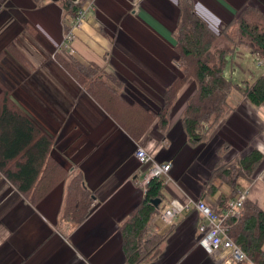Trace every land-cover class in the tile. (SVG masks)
Here are the masks:
<instances>
[{"label": "crops", "instance_id": "0c3cea01", "mask_svg": "<svg viewBox=\"0 0 264 264\" xmlns=\"http://www.w3.org/2000/svg\"><path fill=\"white\" fill-rule=\"evenodd\" d=\"M93 1L87 20L73 32L71 49H65L62 42L72 16L57 0L40 6L33 0H0V53L5 54L0 92L8 89L11 101L55 140L54 158L70 173L83 172L94 197L80 225L61 224L65 185L34 206L0 172V264H126L121 226L144 197L132 181L142 180L135 157L140 145L159 162L173 164L165 177L161 210L174 200L205 197L220 215L223 204L238 193L220 179L210 181L220 149L227 145L221 156L226 162L250 149L264 154V103L255 106L239 95L232 99L238 108L228 112L208 141L198 147L190 144L181 118L197 90L193 79L178 94L167 133L155 121L140 141L129 136L65 67L75 61L95 64L123 82V96L131 103L156 111L164 104L166 89L181 75L175 51L180 0ZM188 1L217 32L248 6L264 13V0ZM234 55L241 73L233 71L232 81L240 77L250 84L248 79L264 76V70L253 72L245 65L247 56L261 62L250 48L243 46ZM258 66L264 69V62ZM240 188L250 189L248 198L264 207V180L259 176L241 182ZM201 221L196 210L180 215L160 256L148 264H229L228 251L208 253L200 245ZM155 223L162 225L158 216Z\"/></svg>", "mask_w": 264, "mask_h": 264}, {"label": "trees", "instance_id": "16d2710c", "mask_svg": "<svg viewBox=\"0 0 264 264\" xmlns=\"http://www.w3.org/2000/svg\"><path fill=\"white\" fill-rule=\"evenodd\" d=\"M37 6L46 0H33ZM67 15L77 17L87 0H57ZM181 17L176 28L175 51L181 75L166 89L164 104L156 111L131 103L123 96L119 78L95 64L66 65L75 82L96 101L134 140L140 141L157 121L165 134L170 125V111L188 80L196 82V93L188 101L181 121L188 141L198 147L208 141L230 110L238 108L232 97L239 95L255 106L264 103V76L252 83H234L226 77L230 55L246 46L252 54L264 58V13L248 6L220 32L215 31L194 10L188 0H180ZM220 40L226 45L219 46ZM9 51L15 53L10 46ZM0 53V61L4 57ZM55 140L50 138L10 99L5 87L0 92V172L28 200L37 206L53 190L65 185L64 202L59 214L61 224L80 225L92 210L94 197L85 183L83 172H68L53 156ZM227 145L219 151L220 159L210 181L220 179L235 193L241 182L249 183L264 166V154L250 149L232 161H224ZM164 179H153L146 193L121 226L122 250L126 264H148L158 259L172 226L164 233L155 231L161 211L153 201L164 199ZM224 217L227 202L223 204ZM227 235L246 253L248 261L231 264H264V207L247 198L238 217L224 218Z\"/></svg>", "mask_w": 264, "mask_h": 264}, {"label": "built area", "instance_id": "2783aa9c", "mask_svg": "<svg viewBox=\"0 0 264 264\" xmlns=\"http://www.w3.org/2000/svg\"><path fill=\"white\" fill-rule=\"evenodd\" d=\"M81 0H74L75 4L80 3ZM94 1H87L83 8L79 11L77 17H72L69 22V28L65 31L62 46L65 49H71V43L74 39V30L82 27L87 20L88 12L93 7ZM73 52V50L71 51ZM259 61V60H258ZM262 65L261 62H259ZM135 157L141 166L140 176L142 180H134L137 188L142 190L145 195L147 186L153 179H164L169 177L173 164L172 162H159L156 160L153 153L149 152L145 147L138 146L135 152ZM136 178V177H135ZM264 179V176L261 177ZM166 179L165 181H167ZM250 189L243 188L236 193V196L227 201V209L224 217L218 212V208L211 204L205 197L197 200L190 199L185 203L174 200L170 206L159 213V219L162 225H157L155 231L157 233H164L169 228L174 226L175 220L183 214L196 210L202 216V221L198 227L201 238L199 240L208 253L217 250H226L229 252L231 264L232 262H246L248 257L240 246L233 241L226 233L223 226L224 218L228 216L238 217L244 201L248 198Z\"/></svg>", "mask_w": 264, "mask_h": 264}, {"label": "rangeland", "instance_id": "374dc122", "mask_svg": "<svg viewBox=\"0 0 264 264\" xmlns=\"http://www.w3.org/2000/svg\"><path fill=\"white\" fill-rule=\"evenodd\" d=\"M226 45V42L224 41V40H220V42H219V46L220 47H223V46H225ZM239 49L240 48H238L235 52L237 53L238 51H239ZM227 60H229V65H228V68H227V70H226V77L227 78H231V74H232V72L234 71V73H235V75L236 76H239V74L241 73V71L237 68V66L235 65V63L237 62V55H230L228 58H227ZM261 62L263 63L264 62V59H263V61H262V58H261ZM234 64V65H233ZM246 66H247V68H249V69H251L253 72H255V70H257L258 72H262L264 69H261V68H259V66L258 65H260L258 62H255V60L253 59V58H251V57H249V56H247V62H246V64H245ZM262 68H264V66L262 67ZM258 77V75H256V77H255V79ZM255 79H254V81H255ZM234 81V83H240V84H245V82H242L241 81V79H240V77H237L236 79L234 78L233 79ZM250 82H253V81H251V79H248ZM236 81V82H235ZM235 96H233L232 97V99H233V101H235V98H234ZM234 104H236V103H234ZM147 149V148H146ZM148 150V149H147ZM149 151V150H148ZM141 168V166H139V169ZM257 176H259L260 178L262 177V176H264V166L262 167V169L260 170V172H259V175L258 174H256L255 175V177H257ZM261 180H264V179H262L261 178ZM94 203V202H93ZM93 205V204H92Z\"/></svg>", "mask_w": 264, "mask_h": 264}, {"label": "water", "instance_id": "95a60500", "mask_svg": "<svg viewBox=\"0 0 264 264\" xmlns=\"http://www.w3.org/2000/svg\"><path fill=\"white\" fill-rule=\"evenodd\" d=\"M153 203L155 204L156 207H158L159 204L161 203V200H160V199H155V200L153 201Z\"/></svg>", "mask_w": 264, "mask_h": 264}]
</instances>
